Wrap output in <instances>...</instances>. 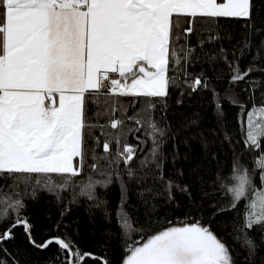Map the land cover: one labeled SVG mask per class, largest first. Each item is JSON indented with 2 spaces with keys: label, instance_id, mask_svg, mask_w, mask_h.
<instances>
[{
  "label": "snow or ice",
  "instance_id": "6c2138e0",
  "mask_svg": "<svg viewBox=\"0 0 264 264\" xmlns=\"http://www.w3.org/2000/svg\"><path fill=\"white\" fill-rule=\"evenodd\" d=\"M260 5L264 0H0V264H8L11 259L4 244L14 239L18 227H23L35 248L57 245L59 264H86L88 259L108 264L93 253L82 252L70 238L49 236L37 242L32 236L33 226L21 215L26 205L18 191L23 185L28 194L30 188L34 198L38 188L63 190L83 173L86 158L92 161L88 164L92 171L98 169L102 159L109 168L122 161L129 178L136 174L129 165L138 149L143 152L144 140L136 137V146L122 145L121 133H117L101 144L91 134L90 129H102L104 125L86 120V105L99 108L100 96L131 97L134 110L140 103V111L127 116L137 125L134 131L143 130L152 144L145 158L138 161L140 169L154 166L159 175H145L163 182L169 200L174 199V188L191 197L187 185L181 188L164 179L159 143V138L166 135V129L160 126V121L167 119L168 105L164 101L170 89H179L181 97L185 88L189 96L201 89L211 91L219 122L225 116L220 94L210 86L205 72L193 75L188 71L195 63H207L215 71L213 65L219 62L227 65L230 73L224 99L239 108L240 139L236 144L243 143L245 151L257 153L249 161L252 171L234 158L226 177L217 174L227 204L213 205L214 211L204 223L197 220L167 226L142 243L133 241L123 264H238L233 255L236 244L247 252L239 264H254L260 244L250 233L259 232L264 242V80L252 76L254 72L264 74V64H260L264 60V40L252 44V36L264 32ZM197 18L213 22L220 18L241 20L247 36L231 53L223 46L219 51L213 48L205 52L206 44L221 37H197L192 44ZM225 38L231 40L230 36ZM253 47L255 55L242 70L239 60ZM241 82L246 86L240 91L248 94L251 107L236 99L235 93L229 95ZM175 103L180 105L182 100ZM158 105L159 120L154 114ZM116 111L113 106L111 112L97 111L94 115L99 119L102 115L114 116ZM124 124L123 119L112 118L108 126L117 130ZM236 134L224 131V140L231 146ZM87 140L101 147L104 155L98 157L94 150L87 149ZM113 147L115 156L110 158ZM101 174L107 177L103 181L88 177L84 186L87 193L97 184L107 187L111 183L112 172ZM116 175L119 178L118 172ZM54 176L61 181L57 183ZM121 192L117 216L125 236L131 238L149 225H133L124 211L127 188L123 182ZM228 211L234 212L230 223L235 234L227 231L226 223L218 225L215 221L216 216ZM214 227L222 228L221 235ZM225 237L233 244L229 245Z\"/></svg>",
  "mask_w": 264,
  "mask_h": 264
},
{
  "label": "trees",
  "instance_id": "16d2710c",
  "mask_svg": "<svg viewBox=\"0 0 264 264\" xmlns=\"http://www.w3.org/2000/svg\"><path fill=\"white\" fill-rule=\"evenodd\" d=\"M260 19L264 20V5H260ZM185 21L181 20L184 26ZM244 22L236 19L220 18L217 22L211 19L197 18L195 21V34L190 38L195 44L197 37L206 38L208 35H218L221 38L214 43L205 45V52L215 48L217 51L224 49L231 53L242 46L247 30L243 27ZM259 22H258V25ZM230 36L231 40L226 39ZM264 40V32L252 36V44L259 45ZM199 51V50H197ZM255 55V47L243 58L239 60L243 70ZM237 57L239 52L237 51ZM192 59L195 61L196 56ZM229 59H233L229 55ZM264 64V60L260 61ZM215 71L209 68L207 63H195L188 69L193 75L202 71L210 78V86L214 87L220 94V102L225 112V116L220 119L215 114V105L211 91L203 89L196 91L191 96L189 89H184L181 97L179 89H170V96L164 101L168 107L166 110V121H160V126L166 129V135L159 138L160 154L163 156V174L165 180H172L179 184L181 188L188 186L191 197L172 190L173 200L168 199V193L162 181L156 180L151 174L159 175L152 164L140 169L138 161L145 158V155L152 147L143 130L135 132L137 125L127 120V116L135 115L140 111V103L137 102L135 110L131 106V97H111L100 96V106L94 104L86 105V120L92 124L104 125L90 129L93 137H98L101 144L105 139H111L117 133H121V144L136 146L139 137L144 140L143 152H137L136 159L129 167L136 173L129 178L125 171V165L121 161L119 165L113 164L111 168L104 160H99V167L96 171L88 168L91 159L86 158L83 173L75 178V182L69 184L63 190L50 191L46 188H38L33 198L30 195L31 189L26 190L23 185L18 191L24 199L26 208L21 211L22 216L28 218L32 227V236L37 242H42L49 236H61L70 238L80 250L85 253H93L108 261V264H123V260L128 254V246L133 243H142L148 236L163 230L167 226L180 225L184 222H195L199 220L204 223L210 218L214 211L213 205L220 207L229 202L224 190L217 183V174L224 178L232 169L234 158H238L249 171H252V164L249 161L257 153L251 150L245 151L243 143L236 144L240 139L237 124V113L239 108L229 104L225 99V89L228 88V77L230 75L227 65L223 62L213 65ZM171 74V73H170ZM115 75V74H114ZM222 76L221 79H217ZM253 77L264 80V74L254 72ZM246 85L241 82L239 87L233 86L232 92L235 98L241 102L251 103L247 100L246 93L240 88ZM182 100V104L177 105L175 101ZM260 102V92L256 93V103ZM115 106L117 111L113 115H102L99 119L94 115L97 111L111 112ZM155 117L159 120L161 111L159 105L155 112ZM112 118L123 119L125 124L122 129L113 130L108 124ZM224 131L230 135L233 131L237 134L233 136L231 146L224 140ZM86 148L95 151V154L103 156L102 148L97 146L92 140H87ZM110 158L115 156V148L110 152ZM174 158V159H173ZM149 159L151 157L149 156ZM115 169V171H113ZM102 172H112L111 183L107 187L97 184L90 194L84 189L88 177L93 180L103 181L107 177ZM119 173V178L116 175ZM181 173H183L181 175ZM57 183L62 178L55 177ZM121 182L127 188L126 203L124 211L131 219L134 226L143 227L149 225L142 233H133L131 238L125 236V230L121 226L120 217L117 211L120 206L122 192ZM257 184L259 181L257 180ZM151 189V191H149ZM84 190V194H82ZM91 196V198H90ZM145 201L149 203L146 205ZM243 202H241L242 204ZM147 215V219H146ZM234 212L228 211L215 217L216 224H227V231H235L231 225ZM137 220L139 224H137ZM239 223H243L240 221ZM59 225V228H57ZM239 226V224H238ZM3 227H0V232ZM217 235H221L222 228H215ZM253 235L260 247L254 259V264H264V242H261L260 233L253 231ZM229 245L233 241L225 237ZM4 247L11 254L8 264H59L57 257L60 249L53 244L48 249H38L32 246L26 236L23 227L14 230V239L5 242ZM236 261L241 262L247 255L245 249L239 244L235 245L233 252ZM86 264H101V261L88 259Z\"/></svg>",
  "mask_w": 264,
  "mask_h": 264
}]
</instances>
